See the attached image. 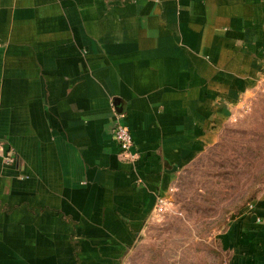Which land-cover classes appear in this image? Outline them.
<instances>
[{
	"label": "crops",
	"instance_id": "1",
	"mask_svg": "<svg viewBox=\"0 0 264 264\" xmlns=\"http://www.w3.org/2000/svg\"><path fill=\"white\" fill-rule=\"evenodd\" d=\"M263 80L264 0H0V264H121ZM217 239L264 264V192Z\"/></svg>",
	"mask_w": 264,
	"mask_h": 264
},
{
	"label": "rangeland",
	"instance_id": "2",
	"mask_svg": "<svg viewBox=\"0 0 264 264\" xmlns=\"http://www.w3.org/2000/svg\"><path fill=\"white\" fill-rule=\"evenodd\" d=\"M264 192V80L218 141L177 176L172 204L155 214L121 264H223L218 234Z\"/></svg>",
	"mask_w": 264,
	"mask_h": 264
},
{
	"label": "built area",
	"instance_id": "3",
	"mask_svg": "<svg viewBox=\"0 0 264 264\" xmlns=\"http://www.w3.org/2000/svg\"><path fill=\"white\" fill-rule=\"evenodd\" d=\"M118 115L119 117L122 116L121 114ZM112 136L117 144L118 153L120 155L131 160L136 158V152L132 150L133 140L131 133L128 127L120 119H118L115 126L113 127ZM5 159L9 162L13 161L12 156L7 155L5 156Z\"/></svg>",
	"mask_w": 264,
	"mask_h": 264
}]
</instances>
